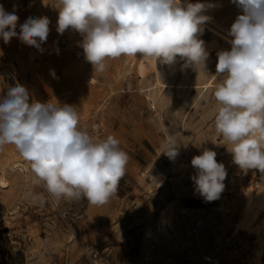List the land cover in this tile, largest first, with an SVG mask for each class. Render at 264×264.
Returning a JSON list of instances; mask_svg holds the SVG:
<instances>
[{
	"label": "rangeland",
	"instance_id": "374dc122",
	"mask_svg": "<svg viewBox=\"0 0 264 264\" xmlns=\"http://www.w3.org/2000/svg\"><path fill=\"white\" fill-rule=\"evenodd\" d=\"M181 2L214 5L204 14L222 35L241 14L232 0ZM0 4L8 12L15 6L18 33L29 17L50 20L40 50L17 37L0 39V96L19 83L32 100L75 106L82 130L99 140L114 136L129 156L116 193L93 205L86 198L57 201L14 145L0 150V264H254L252 235L264 233V173L234 164L214 124V91L224 79L216 73L217 53L231 44L203 26L206 71L137 55L110 58L97 72L84 57L83 37L57 32L59 0ZM169 135L180 146L174 159L161 153ZM205 148L227 170L213 202L191 179V159Z\"/></svg>",
	"mask_w": 264,
	"mask_h": 264
},
{
	"label": "clouds",
	"instance_id": "9594fccd",
	"mask_svg": "<svg viewBox=\"0 0 264 264\" xmlns=\"http://www.w3.org/2000/svg\"><path fill=\"white\" fill-rule=\"evenodd\" d=\"M241 10L230 27L231 47L217 53L216 73L223 76L214 97L218 134L227 142L233 163L245 172L264 173V0H232ZM211 4L181 0H59L57 32H78L87 62L103 72L106 60L141 56L206 71L209 53L199 39L210 17ZM19 17L0 4V39L13 37L40 50L47 41L50 20ZM75 106L32 100L22 84L0 96V150L14 145L30 163L38 183L57 201L86 198L103 205L116 193L126 174L129 156L109 135L94 139L79 126ZM176 137L169 135L161 153L179 154ZM216 151L205 148L191 159V177L206 202L220 198L227 170Z\"/></svg>",
	"mask_w": 264,
	"mask_h": 264
},
{
	"label": "bare ground",
	"instance_id": "6f19581e",
	"mask_svg": "<svg viewBox=\"0 0 264 264\" xmlns=\"http://www.w3.org/2000/svg\"><path fill=\"white\" fill-rule=\"evenodd\" d=\"M204 26L207 29H210L214 34L219 35L224 40H226L228 43H230V40L232 38L228 35V32L227 33L224 32L225 35L220 34L218 31H216L215 29H213V28H216V26H215V24H213V22H211V20L207 21ZM211 27H213V28H211ZM137 68H138V71L139 72H141L143 70L141 63L139 64V66ZM143 71L145 72V70H143ZM18 162H17V164H15L13 162L14 163V166L13 167L15 169L16 168L17 169L24 168V166L21 165V164H18ZM0 184L4 186V182L2 180H0ZM252 237L254 239V243H253V247H252V255H251V258H252L254 264H260L261 263L260 262L261 259L264 258V233H261V232H258V231H254ZM262 260H264V259H262Z\"/></svg>",
	"mask_w": 264,
	"mask_h": 264
}]
</instances>
